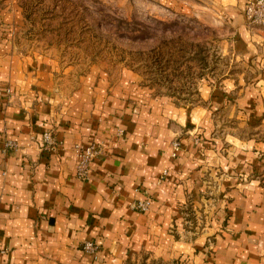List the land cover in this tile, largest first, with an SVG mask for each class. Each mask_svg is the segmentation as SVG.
Masks as SVG:
<instances>
[{
  "label": "crops",
  "instance_id": "obj_1",
  "mask_svg": "<svg viewBox=\"0 0 264 264\" xmlns=\"http://www.w3.org/2000/svg\"><path fill=\"white\" fill-rule=\"evenodd\" d=\"M223 1L218 11L236 27L237 46L263 57L264 30H250L248 0ZM35 65L0 66V264H126L144 253L180 264H264L263 139L228 136L229 160L188 135L178 157L171 152L175 130L197 124L210 136L209 117L228 93H204V106L152 99L148 109L131 113L117 98L110 106L94 82L70 91L53 65ZM237 102L246 106L248 124L254 107L255 119L264 121V100ZM47 130L57 139L52 151L43 148ZM91 142L104 153L83 181L73 148ZM222 159L245 172L244 180L229 177L214 221L186 230L183 203L189 194L199 196L203 166ZM145 199L149 211L132 208ZM90 240L102 245L96 261L81 248Z\"/></svg>",
  "mask_w": 264,
  "mask_h": 264
},
{
  "label": "rangeland",
  "instance_id": "obj_2",
  "mask_svg": "<svg viewBox=\"0 0 264 264\" xmlns=\"http://www.w3.org/2000/svg\"><path fill=\"white\" fill-rule=\"evenodd\" d=\"M219 1L0 0V66L53 65L70 91L94 82L95 88L109 96L110 106L117 98L131 113L148 109L152 99L162 98L177 107L204 106V93L225 91L227 103L213 109L209 117L210 136L197 124L183 133L175 130L171 152L178 157L182 137L188 135L197 145L208 144L229 160L228 136L242 141L256 137L264 142V121L255 119L257 108L249 110L254 117L253 124H248L250 119L243 114L246 106L240 108L237 102L252 97L264 100V56H246L237 46L236 27L222 18ZM118 135L125 137V131L118 130ZM176 142L180 146L174 156ZM90 144L99 146L103 155L104 146L97 142L75 144L73 150ZM203 167L199 196L189 194L181 208L186 230L194 232L214 221L229 177L244 180L245 173L230 168L225 159ZM90 241L98 246L97 252L82 250L96 261L102 245ZM178 262L144 253L126 264Z\"/></svg>",
  "mask_w": 264,
  "mask_h": 264
},
{
  "label": "built area",
  "instance_id": "obj_3",
  "mask_svg": "<svg viewBox=\"0 0 264 264\" xmlns=\"http://www.w3.org/2000/svg\"><path fill=\"white\" fill-rule=\"evenodd\" d=\"M247 22L253 27L264 28V0H248L245 9ZM43 148L52 151L57 146V139L51 130H47L42 134ZM9 147H15L16 144L12 141L8 143ZM179 143L174 144V153L177 155ZM75 154L79 157L78 175L82 179L89 178V165L97 157L101 155V148L95 144H90L84 147H75ZM151 200L145 199L136 201L132 204L134 210L147 212L150 210ZM87 253L95 254L98 246L93 241H85L82 248Z\"/></svg>",
  "mask_w": 264,
  "mask_h": 264
}]
</instances>
